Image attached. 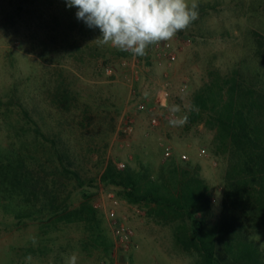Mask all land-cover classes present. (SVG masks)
I'll return each mask as SVG.
<instances>
[{
  "label": "rangeland",
  "instance_id": "rangeland-1",
  "mask_svg": "<svg viewBox=\"0 0 264 264\" xmlns=\"http://www.w3.org/2000/svg\"><path fill=\"white\" fill-rule=\"evenodd\" d=\"M197 2L199 17L190 27L133 57L92 42L99 29L75 14L69 19L65 0H0V264H65L72 254L77 264L195 263L194 254L174 247V224L146 218L118 188L96 190L91 207H101H92L90 221L39 222L48 216L45 188L76 207L77 183L65 170L86 186L105 164L153 178L170 165L196 168L211 198L202 218L218 219L226 160L212 153V131L169 121L184 115L207 70L259 68L251 32L264 33V0ZM164 44L171 62L160 51ZM172 106L180 111L170 112ZM126 116L127 136L120 131ZM108 194L117 202L112 221ZM126 231L125 249L118 239ZM244 234L264 254V234L248 226Z\"/></svg>",
  "mask_w": 264,
  "mask_h": 264
},
{
  "label": "trees",
  "instance_id": "trees-1",
  "mask_svg": "<svg viewBox=\"0 0 264 264\" xmlns=\"http://www.w3.org/2000/svg\"><path fill=\"white\" fill-rule=\"evenodd\" d=\"M68 14L74 19L76 9L69 8ZM251 37L259 68L235 67L225 74L207 70L184 112L188 116L184 128L200 124L211 130L212 153L226 160L223 210L214 223L207 224L202 218L211 198L196 168L170 165L153 178L145 171L118 170L105 164L98 178L86 186L76 172L64 171L77 183L78 203L71 209L67 198L45 188L49 209L47 220L39 222L41 227L90 221L96 190L110 186L118 188L123 199L141 208L154 223L174 224L173 245L184 254H194V264H264L263 251L244 234L247 226L264 234V33L252 31Z\"/></svg>",
  "mask_w": 264,
  "mask_h": 264
},
{
  "label": "clouds",
  "instance_id": "clouds-1",
  "mask_svg": "<svg viewBox=\"0 0 264 264\" xmlns=\"http://www.w3.org/2000/svg\"><path fill=\"white\" fill-rule=\"evenodd\" d=\"M68 8L76 9V18L91 29H99L94 39L98 46H110L133 57H145L156 44L169 42L180 31L198 19L197 0H65ZM147 95V93H145ZM170 112L180 111L172 106ZM187 114L172 119L173 126H182ZM35 239L33 243H35ZM30 259V258H29ZM65 264H77L72 254Z\"/></svg>",
  "mask_w": 264,
  "mask_h": 264
},
{
  "label": "built area",
  "instance_id": "built-area-1",
  "mask_svg": "<svg viewBox=\"0 0 264 264\" xmlns=\"http://www.w3.org/2000/svg\"><path fill=\"white\" fill-rule=\"evenodd\" d=\"M169 45L168 44H164L163 46H162V48H161V52L163 53V54H165L167 57V59H168V61L169 62H171L172 60H173V55H172V53L171 52H169ZM105 71L106 72H108L109 70L106 68L105 69ZM138 108H140V107H138ZM131 122H132V120L130 119V117H128V116H126L125 117V119H124V121L122 122V125H121V129H120V131H121V133L123 134V135H125V136H127L128 134H129V132H130V130H131V128H130V126H131ZM155 122H156V120H155V118H150V123L152 124V125H154L155 124ZM164 156L165 157H168L169 156V148L168 147H166L165 149H164ZM116 167H117V169H121L123 166H122V164H117L116 165ZM107 198L110 200V202H111V207H110V209H108L107 210V212H106V217L109 219V220H114V215H115V212H114V206L117 204V202H116V200L114 199V197H113V195H111V194H108L107 195ZM92 207L95 209V210H100V207H101V204L99 203V202H94V204L92 205ZM128 236H129V232L128 231H126V232H123L122 233V235L119 237V242L121 243V245H122V247L123 248H127L128 247Z\"/></svg>",
  "mask_w": 264,
  "mask_h": 264
}]
</instances>
